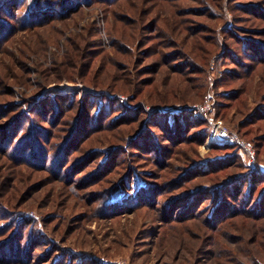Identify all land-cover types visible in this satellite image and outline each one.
I'll list each match as a JSON object with an SVG mask.
<instances>
[{"label": "rangeland", "instance_id": "rangeland-1", "mask_svg": "<svg viewBox=\"0 0 264 264\" xmlns=\"http://www.w3.org/2000/svg\"><path fill=\"white\" fill-rule=\"evenodd\" d=\"M11 1L0 4V264H264V216L242 205L249 182L235 202L224 190L254 169L250 157L218 160L238 151L208 147L196 110L167 130L156 115L213 95L211 116L253 145L264 176V116L251 118L264 62L245 56L264 43V0H73L32 23L27 11L47 10ZM207 159L201 174L193 166ZM141 187L150 202L104 209ZM263 190L264 180L256 200ZM219 194L227 212L212 215Z\"/></svg>", "mask_w": 264, "mask_h": 264}, {"label": "trees", "instance_id": "trees-1", "mask_svg": "<svg viewBox=\"0 0 264 264\" xmlns=\"http://www.w3.org/2000/svg\"><path fill=\"white\" fill-rule=\"evenodd\" d=\"M4 0H0V4H2V2H3ZM14 1V2H13ZM18 1H21V0H18ZM18 1H16V0H12L11 2H13V4L14 3H16V5H17V2ZM78 1V0H77ZM76 1V2H77ZM83 2L84 3V1H85V4H90V0H80L79 2ZM25 0H23V4L22 5H25ZM33 3H35V4H33ZM32 3V5H30V7L31 6H35V5H38L39 7H41L42 6V8L43 9H45V10H47L46 12H41V13H34V12H31V14L27 11L26 12V16L28 17V18H30L28 21L30 22V23H32V22H34V19H39L38 17H45L46 19L48 18V15H51V17L53 16V11H52V9H53V7H55V9L56 8H60L61 10H65V11H73L74 9H76V7H79V6H76V5H73L74 3H73V0H34V2ZM19 5H21V4H19ZM21 5V6H22ZM78 5V4H77ZM73 6H74V8H73ZM13 7H14V5H13ZM20 7L19 6H17V8H16V10H18ZM35 11V10H34ZM3 24L2 23H0V27L2 26ZM240 39H242L241 40V42L243 43V45H244V47H245V49H247V41H245L241 36H238ZM3 38H4V36H3ZM239 39V40H240ZM254 42H256V44H258L257 46H259L260 47V51L259 52H256V53H249V51L247 50V52L245 53V56L246 57H248V58H250L251 59V62H253L252 63V65L253 64H255V63H260V62H264V43H260V41H254ZM251 48V47H250ZM231 55V54H230ZM231 56H235L234 54H232ZM249 68V67H248ZM248 68H246L245 69V71H248L249 69ZM227 72V71H226ZM229 72V71H228ZM233 73V74H232ZM233 76H238L237 75V73H234L233 71H231V72H229V73H224L223 74V78L225 77H227V78H231V77H233ZM238 92V93H237ZM241 90L240 89H237L236 91L235 90H232V91H227V92H224V93H221V97H223L224 99L225 98H227V97H231L232 95H238V96H240L241 94ZM106 102H107V104L110 106L111 105V103H112V101H109V99L108 100H106ZM221 106L223 107L224 106V104L223 103H221ZM164 108H169V109H173L174 107H164ZM259 108V107H258ZM256 109V111H254V112H252V116H251V118H253V117H255V116H264V113H261L260 114V112H264V104L262 105V107L260 108V109ZM39 110H40V108H39ZM104 110H106L105 109V107H101L100 109H99V111H98V113H97V115L96 116H98L99 115V113L102 111V113L104 112ZM259 110V111H258ZM108 111V110H107ZM106 111V112H107ZM109 111H111V110H109ZM175 111H177V110H175ZM179 111V110H178ZM195 110H187V109H184V110H182V111H180V112H170V111H168V110H166V109H157V113H156V115L158 116V118H160V119H162V120H164L166 123H161L160 124V128H163V127H165L166 128V130H167V128L169 129V127L170 128H174V127H176L175 125H176V123H178L179 121H184V115H187V116H189L190 115V117L191 118H193L194 116H196V115H198V116H196V117H199L200 119H201V115L197 112V111H195ZM59 111L58 110H56L55 111V113H54V116H55V118H57V116L59 115ZM188 113H189V115H188ZM191 113V114H190ZM194 113L196 114V115H194ZM83 114V113H82ZM105 114V113H104ZM256 114V115H255ZM80 118V117H79ZM79 118H78V120H79ZM177 119H179V120H177ZM161 120V121H162ZM202 121H203V118L201 119ZM81 122V121H80ZM80 122L79 121H76V124L74 125V128L73 129H75V128H79L80 127ZM169 126V127H168ZM164 128V129H165ZM18 129V128H17ZM13 131H15V129L13 128V127H11L10 129H9V132H10V134H13ZM143 131H144V129H142V130H140L138 133H137V136H135V139L137 138V139H142V135H143ZM175 131H176V128H175ZM205 132V131H204ZM43 137L45 138V137H47V133L46 132H44L43 134ZM206 135V137H205V139L207 138V135H208V133L207 134H205ZM77 136V135H76ZM76 136H72V137H70V140L68 141V142H66L63 146H62V149H64V147L65 146H71V144H72V142H75L74 140H75V137ZM79 136V135H78ZM4 136L3 135H1L0 134V140L2 141V138H3ZM72 146H74V143H73V145ZM213 148V150H217V151H228V150H233V149H237V153H233L231 156L230 155H226V156H222V157H218L217 159L218 160H224V159H226V158H230V157H232V158H234L235 157V159L236 160H240V159H244L245 160V158H246V161H247V155H246V153L242 150V149H240L239 147H237L236 145H230V144H228V143H215L213 146H212ZM21 148V147H20ZM35 148H36V153H34V155L32 154L31 156L32 157H30L31 158V160L33 161V162H42V157H41V155H40V153H38V152H40L42 149H40L37 145L35 146ZM62 149H60L59 150V157L61 158L62 157ZM20 150V149H19ZM19 150H18V154H19ZM110 151H112V150H109L108 152H110ZM92 153H96V152H92ZM161 154H162V152H160ZM91 154V153H90ZM161 154H159L160 156H161ZM241 154V155H240ZM39 155V157H38V159H36V156H38ZM118 155V152H115L114 154H113V156H111L110 157V159H108V158H106V161L104 162V163H106L107 161H110L109 162V164L111 165V164H114L115 163V156H117ZM63 156H64V154H63ZM245 157V158H244ZM87 158H89V157H87ZM64 160V159H63ZM87 160H90V159H86V161ZM219 162H221V161H218V162H216L217 164H219ZM210 163H212L213 164V162L212 161H208V159L207 160H205V161H203V162H198V163H196V164H194L195 166H193V167H197L198 168V170H200L201 171V174H204V173H207V172H209L210 171ZM215 163V164H216ZM60 164V162H58L57 163V161H55V167H54V170H58L59 169V165ZM106 166V165H105ZM204 172V173H203ZM132 174V173H131ZM262 174H263V171L261 172V171H259V170H254V169H249V171H248V173H246V174H242V175H238V176H235L234 178H232L230 181H228V184H230V186L229 187H227L226 189H224V187L227 185V183H225V184H223V185H219V186H217L216 187V189H220L221 190V188H223L224 190H226L225 191V194H227V196L228 197H230L231 196V198L233 199V201L235 202L236 201V199H238L239 197H240V195H243V193H244V191H245V187L243 186L244 184L246 185V183L247 182H249V187L247 188V190H246V194H245V196H246V198H245V201H244V203H242V205H247L246 207H247V209H248V207H251V205H253L252 203L253 202H255V207H256V209H255V212H256V215H257V217L259 216V217H263L264 216V190L262 191V193L259 195V197L257 198V200L255 199V195H256V191H257V189L261 186V184H262V182H263V180H264V176H262ZM130 177V176H129ZM239 177H242V180L241 181H238V179H239ZM263 177V178H262ZM262 178V179H261ZM120 181H122L121 183H119V187H122V184H123V187H126V179H125V181L122 179V180H120ZM238 181V182H237ZM234 182H235V184H234ZM237 182V183H236ZM231 184H233V185H231ZM152 188H149V189H146V187H141L140 189H138V191L135 193V194H133V195H130V194H128V195H126L125 197V200L123 201H121L120 202V200L119 201H108V202H105L104 203V209L106 210H109V211H112L113 212V210H115L114 212H117V210L119 211H122V210H126V209H133V208H135L136 206H138L139 204H140V200L142 199L143 200V197L145 196V193H147V196L148 197H146L145 198V201H149L150 202V200H151V195H152V193H150V190H151ZM222 189V190H223ZM155 190V189H154ZM201 189H199V190H194V191H192L191 193H190V196H191V199L193 200V198H197V197H199L200 195H201V191H200ZM222 190H221V192H222ZM254 190V191H253ZM144 191V193H142ZM123 192H125V190L123 191ZM255 192V193H254ZM125 193H127V192H125ZM202 193H205V192H202ZM104 197H105V195H104ZM215 198H219V202H217V204H218V206L214 209V211H213V213H212V215L213 214H216V213H218V214H223L224 212H227V209H226V211L225 210H222V208L224 207V205H226L225 204V202L223 201L224 200V195L222 194H219L217 197L215 196ZM148 202V203H149ZM194 202V201H193ZM192 202V203H193ZM249 203V204H248ZM250 205V206H249ZM228 207V206H227ZM187 210V209H186ZM231 210H235V209H232L231 208ZM252 210V209H251ZM254 210V209H253ZM212 215L210 216L211 218H209V219H211V221H213L214 222V218L212 217ZM224 218H225V215L223 216Z\"/></svg>", "mask_w": 264, "mask_h": 264}, {"label": "built area", "instance_id": "built-area-1", "mask_svg": "<svg viewBox=\"0 0 264 264\" xmlns=\"http://www.w3.org/2000/svg\"><path fill=\"white\" fill-rule=\"evenodd\" d=\"M215 106V99L213 95H207L202 104L194 106L192 109L196 110L200 115H203L205 120L209 123V133L207 137L208 147L215 143H228L236 145L242 149L248 157H250V164L256 170L255 164V150L251 143L242 141L237 135L231 133L220 120H215L211 116L212 108Z\"/></svg>", "mask_w": 264, "mask_h": 264}, {"label": "bare ground", "instance_id": "bare-ground-1", "mask_svg": "<svg viewBox=\"0 0 264 264\" xmlns=\"http://www.w3.org/2000/svg\"><path fill=\"white\" fill-rule=\"evenodd\" d=\"M66 86H68V85H66ZM66 86L62 87L61 89H65V88H66ZM68 92H70V91H68Z\"/></svg>", "mask_w": 264, "mask_h": 264}]
</instances>
